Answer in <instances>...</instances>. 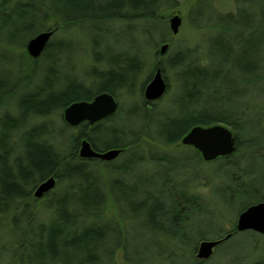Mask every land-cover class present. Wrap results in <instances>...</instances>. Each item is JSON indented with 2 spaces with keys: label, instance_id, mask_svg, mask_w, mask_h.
<instances>
[{
  "label": "trees",
  "instance_id": "1",
  "mask_svg": "<svg viewBox=\"0 0 264 264\" xmlns=\"http://www.w3.org/2000/svg\"><path fill=\"white\" fill-rule=\"evenodd\" d=\"M203 1H196L188 16ZM258 1L237 0L234 13L214 8L212 18H207L209 3H203L207 8L196 16L206 18L202 27L214 30V39L223 43L241 41L237 31L250 29L261 38L262 50L264 3ZM175 4V0H0V66L15 73L0 76V264H182L187 260L206 264L208 258L195 255L198 238L204 240L206 234L221 238L231 233L216 246L214 257L228 246H241L244 238L256 243L263 236L252 230L237 231L234 224L224 230L221 222L228 211L238 214L264 200L263 177L262 186L252 190L251 201L233 206L246 195V180L255 178L229 172L236 151L244 153L260 145L250 139L251 130H262L264 135V55L257 45L252 48L244 68L248 99L228 104L232 95L225 94L223 100L217 92L218 83L226 81L221 71L197 62L195 49L183 47L166 62L167 67L178 68L173 98L167 103L163 96L147 101L143 90L157 64L142 76L144 54L155 34L158 42H165L167 28L161 12ZM190 22L200 28L199 23ZM45 30L53 32L44 50L36 58L30 56L26 42ZM77 46L85 51L80 64L91 62L90 67L70 60ZM219 52L229 59L235 54L232 47ZM159 66L163 73L165 62ZM103 91L116 100L123 91L131 104L124 108L121 103L111 116L94 124L83 122L72 130L62 117L63 109ZM58 113L60 127L52 121ZM245 113L250 115L248 129L242 122ZM132 119L138 120L131 123ZM214 123L227 124L236 137L232 155L209 161L225 172V184L215 190L211 187L208 196L216 195L224 210L212 213L208 197L191 190L192 178L166 176L153 191L150 184L155 180L136 173L151 164L172 165L173 156L164 149L181 145L180 139L194 125ZM241 132L249 137L243 139ZM83 138L95 150L120 148L121 152L108 161L81 157L78 149ZM120 154L125 156L114 162ZM49 176L55 178V185L35 197L32 189ZM109 198L122 215L120 222L107 214ZM200 214L208 215L201 224L205 232L189 244L188 234L201 227L191 222L192 216ZM132 219L143 231L155 233L152 242H128L126 229ZM255 243L246 258L253 260L251 264H264V254ZM118 249L123 254L120 263L114 259Z\"/></svg>",
  "mask_w": 264,
  "mask_h": 264
},
{
  "label": "rangeland",
  "instance_id": "2",
  "mask_svg": "<svg viewBox=\"0 0 264 264\" xmlns=\"http://www.w3.org/2000/svg\"><path fill=\"white\" fill-rule=\"evenodd\" d=\"M176 4L173 8L162 10L161 15L164 17V23L167 28V34L165 36V42H168V48L166 52L163 55H160L158 58L154 56L155 49H159L162 42H158L159 40H156L159 36L157 34L154 35V39L151 40V42L148 44L147 50L145 52V57L147 59L146 66L143 70L142 76L145 75V73L150 69H153L152 64H157L158 61L160 63L165 62V68L163 69V77L165 81L168 84V87L163 94V102L169 101L171 98H173L175 92L177 91V67L176 68H170L166 66V62H169L173 59L175 56L177 50L182 49L183 47H186L187 49H195L194 57L197 62L202 63L203 65H208L212 69H216L218 71H221L222 78L226 79L225 82H219V88L217 89V92L220 94V97L223 100H226L225 97H223L225 94L230 93L232 95L231 99L228 100V104L236 103L240 100H246L248 99L247 91L244 92V89L247 87L246 82H244V76L246 75L244 68L247 67V61H250L249 53H251L252 48L254 46H258V49L261 51L260 53L264 55V48L262 44V50H261V44L258 45L261 38L258 37L256 33H253L250 29H239L237 31L238 35L242 36L241 41H238L237 43H230V41H227L225 43L219 42L218 40H215L217 33H211L215 32L214 30H210V28L202 27V24H204L206 18L196 16L197 12H201V8H207L203 3H209L208 4V11L209 16L207 18H212L213 16V9L216 8L217 11L221 13H227V12H236V5L237 0H206L203 2H200L196 6L197 9L191 12V14L188 16L190 10L192 7L195 6L196 1L198 0H175ZM202 3V4H201ZM247 3V2H243ZM257 3H264V0H259ZM212 5V6H211ZM213 7V8H212ZM179 14V16L182 18L181 25L179 27V30L176 34H172L169 30V18L173 14ZM206 17V16H205ZM199 23L200 28H194L191 25V22ZM228 23V22H227ZM82 41L81 39L79 42ZM78 42V43H79ZM78 47L74 49L71 55V61L75 65H79L82 55L85 56V51H79ZM232 47L234 49V53L232 55L233 58L229 59L226 58L227 56H221V52L219 50H227L228 48ZM257 49V48H255ZM239 51H243L244 54L242 57H238L237 54H239ZM82 53V54H81ZM223 53V52H222ZM223 55V54H222ZM25 57V55H24ZM230 63V64H228ZM81 67H90L91 62L82 61L80 64ZM0 68H3L0 70V76L9 77V76H15L14 69L8 68L6 66H0ZM5 68V69H4ZM228 83V84H227ZM119 99L117 100L119 104L122 103L124 108H127L131 104V99L126 96V94L123 91H120L119 93ZM263 97V96H262ZM264 100V97H263ZM212 101V99H211ZM167 103V102H166ZM167 106V105H166ZM245 117L243 118V126L244 128L248 129L250 127L249 125V118L250 115L244 114ZM59 120V113L54 114L52 117V121L57 123ZM138 120V119H137ZM136 119L130 120L131 123H134L137 121ZM140 124V121H139ZM57 127H60V123L58 122ZM135 127V126H134ZM76 129L75 127H72V130ZM152 131L155 133V130L152 129ZM252 132L249 134L250 139H254L257 142H260V145H258L255 149H248V151H236L232 158L235 160V164L231 165L229 167V172L237 173L244 175V178H248L249 176L253 175L255 179L253 180H246L247 183L244 186L246 189V195L242 197V199L237 200L233 206L237 207H243L246 203L251 201L254 197V194L252 193V190L257 186L260 187L263 184V177H264V135L262 130H251ZM240 135L242 136L243 133L241 132ZM245 135L242 136L244 139ZM249 137L248 135L245 137V139ZM160 153L163 151L162 148H159ZM168 153H170L173 156V164L168 166L159 167L158 165H153L147 169L142 168L140 171H136L137 174H141L140 176H144L147 179H154L155 182L150 184V188L155 191L158 189V187L162 186L163 180L165 177H170L171 175L180 174L181 178L178 180H183L185 178H189L190 188L191 190L201 196L202 198L207 199V197L212 194L210 188L212 187V190H215L219 187L223 182L225 184V179L222 177L223 168L218 167L219 164H216L214 162H206L203 160H198L199 158L196 157L194 151L190 147H185L184 145H173L166 147L164 149ZM140 153V151H139ZM145 156H148V152H143ZM125 154H120L114 162H119ZM112 161V162H113ZM182 163L187 164L186 168L182 165ZM182 165V166H177ZM103 170V169H102ZM140 176L138 178V181H140ZM221 177L224 180H221ZM141 182V181H140ZM188 184V182H187ZM213 184V186H212ZM222 184V185H223ZM227 184V182H226ZM235 186V185H234ZM58 187L56 185L54 189ZM35 188L32 189V194ZM53 189V190H54ZM211 196V195H210ZM40 199V198H39ZM207 207L208 209L212 210V213H216V211L224 210L222 208V204L220 203L219 199H216V195H214L211 199H207ZM106 211L108 215H111L116 219V221L120 222L122 219V215L120 212L116 209L114 206V203L112 202V199H107V205H106ZM228 217H224L221 226L224 230L230 229L233 224H235L237 214L232 213L228 211ZM215 217V216H214ZM213 217V218H214ZM204 220H208V215L200 214L193 215L191 222L195 225L201 226L204 225ZM117 222V223H118ZM218 223L214 226V228H217ZM219 228V227H218ZM127 232V239L129 243H132L134 245H145L149 242H152V236H155V233L153 232H146L143 231V229H140V227L137 224V221L135 219H132L130 223H128V227L126 229ZM205 232L204 227H199L198 231L196 233L190 232L188 234V238L190 240L188 241L189 244L192 240L197 239L199 236H201ZM216 231H213L215 233ZM203 238L210 239L214 238L215 235H204ZM201 238H198L197 244L200 241ZM258 239V238H257ZM159 241L162 244L167 245L168 241L162 240L161 238ZM244 244L239 245H231L226 247L224 250H222L223 257L221 255H217L214 257V253L216 252V247L214 248L211 256L206 259V264H251L253 260L247 259L246 255L249 254L254 246L255 241L251 240L249 238H244L242 241ZM192 244V243H191ZM257 247L260 249L259 253L264 254V236L260 237V239L257 240L255 243ZM164 246V245H163ZM164 249V248H160ZM122 251L121 249H118L114 253V259L116 262L120 263L122 260ZM212 258H214L215 261H212ZM149 264H155V263H149ZM182 264H196L193 263L191 260L184 261Z\"/></svg>",
  "mask_w": 264,
  "mask_h": 264
},
{
  "label": "water",
  "instance_id": "3",
  "mask_svg": "<svg viewBox=\"0 0 264 264\" xmlns=\"http://www.w3.org/2000/svg\"><path fill=\"white\" fill-rule=\"evenodd\" d=\"M182 18L179 14H173L169 18V28L172 34H176L181 25ZM51 30L41 31L32 36L26 42V51L32 57H38L44 50L51 35ZM168 48V43H162L159 54L163 55ZM160 62L145 85L143 95L147 101L157 100L162 97L167 89V83L162 75ZM119 103L109 92L103 91L94 95L91 100H78L67 105L62 111L64 121L73 127L83 122L94 124L118 110ZM181 144L191 146L200 155L203 161H213L219 157L230 156L236 149V137L232 129L223 123L210 125H194L180 139ZM121 152L120 148H111L103 151L95 150L89 140L81 139L78 153L84 158H99L112 160ZM55 178L47 177L34 189L33 195L41 197L45 192L53 188ZM237 231L252 230L264 236V200L248 205L241 210L235 221ZM231 233L221 238L204 239L199 241L196 249V257L199 259L209 258L214 248L223 240L229 238Z\"/></svg>",
  "mask_w": 264,
  "mask_h": 264
},
{
  "label": "flooded vegetation",
  "instance_id": "4",
  "mask_svg": "<svg viewBox=\"0 0 264 264\" xmlns=\"http://www.w3.org/2000/svg\"><path fill=\"white\" fill-rule=\"evenodd\" d=\"M167 87H168V84H167ZM189 147H191V146H189ZM192 148V147H191ZM192 149H194V148H192ZM195 150V149H194Z\"/></svg>",
  "mask_w": 264,
  "mask_h": 264
},
{
  "label": "bare ground",
  "instance_id": "5",
  "mask_svg": "<svg viewBox=\"0 0 264 264\" xmlns=\"http://www.w3.org/2000/svg\"><path fill=\"white\" fill-rule=\"evenodd\" d=\"M224 124V123H223ZM227 125V124H226ZM228 126V125H227Z\"/></svg>",
  "mask_w": 264,
  "mask_h": 264
}]
</instances>
